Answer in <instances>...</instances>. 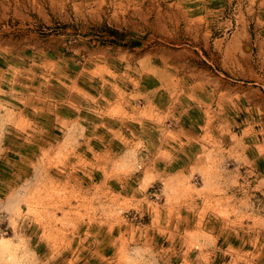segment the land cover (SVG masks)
<instances>
[{
    "label": "rangeland",
    "instance_id": "rangeland-1",
    "mask_svg": "<svg viewBox=\"0 0 264 264\" xmlns=\"http://www.w3.org/2000/svg\"><path fill=\"white\" fill-rule=\"evenodd\" d=\"M0 264H264V0H0Z\"/></svg>",
    "mask_w": 264,
    "mask_h": 264
}]
</instances>
